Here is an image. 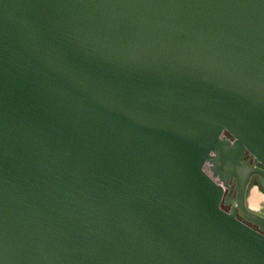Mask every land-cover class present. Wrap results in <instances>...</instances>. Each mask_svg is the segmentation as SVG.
<instances>
[{
  "label": "water",
  "instance_id": "95a60500",
  "mask_svg": "<svg viewBox=\"0 0 264 264\" xmlns=\"http://www.w3.org/2000/svg\"><path fill=\"white\" fill-rule=\"evenodd\" d=\"M255 184L264 0H0V264H264Z\"/></svg>",
  "mask_w": 264,
  "mask_h": 264
},
{
  "label": "bare ground",
  "instance_id": "6f19581e",
  "mask_svg": "<svg viewBox=\"0 0 264 264\" xmlns=\"http://www.w3.org/2000/svg\"><path fill=\"white\" fill-rule=\"evenodd\" d=\"M250 192H251L250 193V205H251V207L253 206L252 207L253 209H255L254 207H257L258 206L257 199L261 196V193L259 192V190L257 189L256 186L253 187Z\"/></svg>",
  "mask_w": 264,
  "mask_h": 264
},
{
  "label": "flooded vegetation",
  "instance_id": "af4514ba",
  "mask_svg": "<svg viewBox=\"0 0 264 264\" xmlns=\"http://www.w3.org/2000/svg\"><path fill=\"white\" fill-rule=\"evenodd\" d=\"M252 181H256V179L255 178H253V180ZM257 187V189L259 190V192L261 193V199L262 200H264V189L261 187V186H257L256 184L253 186V187ZM253 187H251V189L253 188ZM250 189V190H251ZM259 197V198H260ZM223 207H225V209H229L227 206H223ZM253 207V206H252ZM256 211H259L260 212V210H256ZM262 212H260V213H263L264 214V211L263 210H261Z\"/></svg>",
  "mask_w": 264,
  "mask_h": 264
},
{
  "label": "rangeland",
  "instance_id": "374dc122",
  "mask_svg": "<svg viewBox=\"0 0 264 264\" xmlns=\"http://www.w3.org/2000/svg\"><path fill=\"white\" fill-rule=\"evenodd\" d=\"M250 189H251V188H250ZM250 191H251V190H250ZM250 193H251V192H250ZM250 193H249V196H250ZM249 199H250V197H249ZM258 200H259V201H258ZM249 203H250V200H249ZM257 204H258V206H257V207H254V208L257 209V210H260V212H262L261 210L264 211V200H262L261 197L257 199Z\"/></svg>",
  "mask_w": 264,
  "mask_h": 264
}]
</instances>
